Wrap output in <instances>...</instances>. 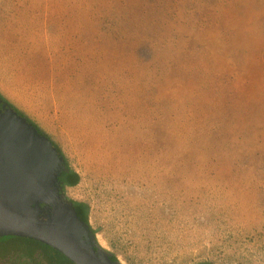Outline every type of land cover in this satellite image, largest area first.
Wrapping results in <instances>:
<instances>
[{"label": "rangeland", "instance_id": "obj_1", "mask_svg": "<svg viewBox=\"0 0 264 264\" xmlns=\"http://www.w3.org/2000/svg\"><path fill=\"white\" fill-rule=\"evenodd\" d=\"M0 95L121 264H264V0H0Z\"/></svg>", "mask_w": 264, "mask_h": 264}, {"label": "water", "instance_id": "obj_2", "mask_svg": "<svg viewBox=\"0 0 264 264\" xmlns=\"http://www.w3.org/2000/svg\"><path fill=\"white\" fill-rule=\"evenodd\" d=\"M66 171L58 148L0 98V237L37 240L73 264H121L61 191Z\"/></svg>", "mask_w": 264, "mask_h": 264}, {"label": "flooded vegetation", "instance_id": "obj_3", "mask_svg": "<svg viewBox=\"0 0 264 264\" xmlns=\"http://www.w3.org/2000/svg\"><path fill=\"white\" fill-rule=\"evenodd\" d=\"M68 184H65L67 186ZM67 198V197H66ZM68 201L73 202L67 198ZM75 206V205H74ZM3 237V236H1ZM34 242V241H33ZM35 243V248L29 252H25L26 257L18 262H9L10 258L7 255L0 257V264H59L62 259L55 258L49 251V248L45 244Z\"/></svg>", "mask_w": 264, "mask_h": 264}, {"label": "trees", "instance_id": "obj_4", "mask_svg": "<svg viewBox=\"0 0 264 264\" xmlns=\"http://www.w3.org/2000/svg\"><path fill=\"white\" fill-rule=\"evenodd\" d=\"M0 98L7 102V100L5 98H3L1 95H0ZM8 103V102H7ZM21 113V112H20ZM22 114V113H21ZM23 115V114H22ZM24 116V115H23ZM26 117V116H24ZM27 118V117H26ZM28 119V118H27ZM29 120V119H28ZM30 121V120H29ZM31 122V121H30ZM33 123V122H31ZM33 125H35L33 123ZM36 126V125H35ZM37 129L43 134V135H46L41 129H39L38 126H36ZM56 147L58 148V150L60 151V154L64 160V165L66 167V173H64V175L62 176V180H61V191L64 192V187H65V184H68V185H74L78 182L79 180V175L69 167L68 163H67V160L66 158L64 157L61 149L56 145ZM74 202V205L77 206L78 208H80L83 212H84V217L85 219L87 220L88 219V211H89V206L84 203V202H79V201H73ZM88 221V220H87ZM93 231V230H92ZM17 237V236H15ZM20 238H23V239H26V240H30V241H34L36 243H39V244H42L41 242L37 241V240H34V239H30V238H26V237H20ZM111 253V252H110ZM112 257L115 259V260H118L117 256L113 253H111ZM68 260V259H67ZM70 263H72L70 260H68ZM73 264V263H72ZM194 264H211L210 261L208 260H201V261H198Z\"/></svg>", "mask_w": 264, "mask_h": 264}]
</instances>
